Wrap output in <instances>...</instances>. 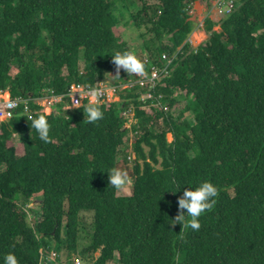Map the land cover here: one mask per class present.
Segmentation results:
<instances>
[{
    "label": "trees",
    "instance_id": "trees-1",
    "mask_svg": "<svg viewBox=\"0 0 264 264\" xmlns=\"http://www.w3.org/2000/svg\"><path fill=\"white\" fill-rule=\"evenodd\" d=\"M196 1L213 0H0V91L30 100V111L21 106L0 123V261L13 252L19 264H264V0L206 19L209 37L194 48ZM126 25L142 40L145 74V57L159 68L162 54L170 60L150 91L160 105L143 109L135 93L145 92L133 84L98 104L103 118L94 122L87 103L41 112L35 100L72 84L134 77L117 75L111 58L132 52L114 33ZM129 105L136 122L125 129ZM39 115L48 143L31 128ZM129 131L134 158L121 151ZM113 167L132 179L129 196L108 185ZM203 180L218 191L200 229L172 224L182 190L167 191ZM35 201L41 212L31 222Z\"/></svg>",
    "mask_w": 264,
    "mask_h": 264
},
{
    "label": "clouds",
    "instance_id": "clouds-1",
    "mask_svg": "<svg viewBox=\"0 0 264 264\" xmlns=\"http://www.w3.org/2000/svg\"><path fill=\"white\" fill-rule=\"evenodd\" d=\"M117 71L123 69L127 74H135L136 76L145 74L144 63L130 51L115 52L111 55ZM91 99L88 105L85 106L87 120L94 122L103 118V113L99 105L96 103V98L101 94L99 89H89L86 93ZM31 128L35 129L38 137L44 143L49 142L50 124L45 115H39L31 118ZM108 185L117 191H126L132 184L128 174L120 168H109L107 171ZM182 190V196H178V214L172 220V224H180L181 227L189 228L193 231L200 229L201 225L199 218L215 203L217 195V187L209 180H203L194 186L185 188L177 186L175 189L167 191L173 194ZM0 264H19L16 255L13 252H7L3 255Z\"/></svg>",
    "mask_w": 264,
    "mask_h": 264
},
{
    "label": "built area",
    "instance_id": "built-area-1",
    "mask_svg": "<svg viewBox=\"0 0 264 264\" xmlns=\"http://www.w3.org/2000/svg\"><path fill=\"white\" fill-rule=\"evenodd\" d=\"M239 0H213L212 3L214 5V9L221 17L229 16L235 9L238 4ZM161 60L164 62L162 64V67L159 68L154 65H150L147 58L144 59V62L149 64V71L147 74L141 75V76H135L134 80L138 78V80L134 81L131 80L127 83V85L133 86L139 85L143 93V97L141 102L144 105H151L154 103V100H156L153 96V94L150 92L156 85L157 82L160 81V79L168 74V71H166L167 66L170 63V60L168 59L166 54L161 55ZM103 83L98 84V88L101 91V94L96 98L97 104H103V103H111L114 102L118 88L121 87V85H115L111 84L109 90L103 88ZM90 88H87L81 84H72L67 89L64 95L56 96V95H50L47 97L48 99H52V102L56 103L57 105L62 103L63 101H66L69 105V108H78L83 105V103H89V100L91 97L89 95H86L85 93ZM4 94L0 92V123L7 122L12 120L16 114L17 111L23 106L24 111L28 112L30 111V100L23 97L18 98H10L8 100H5L2 96ZM160 99V97H158ZM41 100V99H37ZM62 101V102H60ZM146 101H149V103H146ZM36 102V100H35ZM150 106L148 107V110L151 109ZM165 110V109H164ZM44 112V111H43ZM121 115L125 118V123L133 121V113L132 110H126L121 113ZM126 126V125H125ZM56 257V253L52 252L51 256L49 257V262H54V258ZM74 264H82L81 260L79 258H76L74 260Z\"/></svg>",
    "mask_w": 264,
    "mask_h": 264
},
{
    "label": "rangeland",
    "instance_id": "rangeland-1",
    "mask_svg": "<svg viewBox=\"0 0 264 264\" xmlns=\"http://www.w3.org/2000/svg\"><path fill=\"white\" fill-rule=\"evenodd\" d=\"M240 1V0H239ZM207 8V15L205 16V20L206 19H210L212 22H217V21H219L220 19H222V18H226V17H221V16H219L218 15V13L216 12V10L214 9V5H213V3H211L210 4V6L209 7H206ZM129 9H132V8H129ZM132 11V10H131ZM128 13H127V11H125V18L128 16L127 15ZM128 18V17H127ZM204 19L198 24V28H200V29H202V28H207L206 27V25H205V21H204ZM204 25H205V27H204ZM133 26L132 25H130V27H127V25L126 26H118L117 28H115V30H114V33L117 35V36H119L122 40H124L125 42H127L128 44H129V46L131 47V51H132V53H134L136 56H137V58L138 59H143V57H144V55H142L143 53H142V40L137 36V32H136V30L135 29H133L132 28ZM207 30V29H206ZM213 30H219V26L218 25H216L215 24V26L213 27ZM207 32V34H206V36H207V39H208V37H209V33H208V31H206ZM205 40V39H204ZM204 42V41H203ZM202 43V42H201ZM200 43V44H201ZM199 44V45H200ZM199 45H197V46H194V48H196V47H198ZM145 58H147V57H145ZM144 58V59H145ZM143 61V60H142ZM132 75H134V77L133 78H135V74H132ZM115 75H114V73L113 72H111V73H109L107 76H106V78L104 79V80H102L101 82H99L100 84L101 83H103L102 85H103V88L104 89H107V90H109V88H110V86H111V84H114V82H116V80L114 79L115 77H114ZM139 76H141V75H139ZM138 77V76H137ZM133 78H126V79H124V80H121L120 79V82L118 83V85L120 84L121 85V87L120 88H118V91H117V95L116 96H118L119 97V94H124L125 95V91L126 90H131L133 87L131 86L130 87V85H127V83L129 82V81H131V79H133ZM136 80H138V78L137 79H135L134 81H136ZM124 82V83H123ZM98 83V84H99ZM81 85H83V84H81ZM84 86V85H83ZM0 92H2L4 95L2 96L5 100H8V99H10V97H11V95H10V92L9 91H7V92H3V91H0ZM137 96H138V98H137V100H138V102L140 103L141 102V100H142V97L144 96L140 91H137L136 93H135ZM179 96H180V94H179ZM182 98V97H181ZM118 98H116L115 100H113V101H116ZM180 99V98H179ZM60 102H62V101H60ZM36 103L37 104H39L40 105V107L42 108V110H41V112H43V113H45V114H47V115H50L52 112H55L56 110H57V104L56 103H54V102H52V99H48V98H42L41 100H36ZM60 105H62V108H63V111H68V110H71V109H75V108H69V105H68V103L66 102V101H63L62 103H60ZM142 108L143 109H145V110H148V108H146L145 107V105L144 104H142ZM132 109H134V106L133 105H129V110H132ZM164 109L166 110L167 109V107L165 106L164 107ZM149 111V110H148ZM172 114H178V113H172ZM134 119V118H133ZM186 119L189 121V122H193V117H192V115H191V113H187L186 114ZM135 122H136V120L134 119L133 121H131V123L130 122H127V123H125L124 124V128L126 129H129L130 128V126H131V124L133 123V124H135ZM126 125V126H125ZM15 139V144H16V147L18 148V151H19V153H21V150L19 149L20 147H19V145H21L20 143H19V139H18V137H15L14 138ZM167 140H168V142H171L172 141V136H171V134H167ZM125 141H126V147L124 148V147H122V150L121 151H123L124 150V152L129 156V157H133L134 158V154H133V151H132V145H130V142L132 141V133L129 131L128 132V135H126L125 136ZM132 180V179H131ZM132 184H133V182H132ZM132 184L127 188V190L126 191H117V196H129L130 194H131V190H132ZM38 201V200H37ZM37 201H35L32 205H29V207H32ZM37 204V205H36ZM35 205H36V212L35 211H33V212H30L29 213V220L31 221V222H35L36 220H38L39 219V212H41V208H40V206L38 205V203H36ZM35 207V206H34ZM33 207V208H34ZM38 211V212H37ZM90 218H91V215L90 214H84V219H85V221H86V225H88V222H89V220H90ZM51 256V255H50ZM78 258V257H77ZM55 259H56V257L54 258V262H52V263H55ZM76 259V258H75ZM51 263V262H50ZM60 263L61 264H67V262L65 261V258L64 257H61L60 258ZM73 264H74V262H73ZM107 264H112V262H110V263H107Z\"/></svg>",
    "mask_w": 264,
    "mask_h": 264
},
{
    "label": "crops",
    "instance_id": "crops-1",
    "mask_svg": "<svg viewBox=\"0 0 264 264\" xmlns=\"http://www.w3.org/2000/svg\"><path fill=\"white\" fill-rule=\"evenodd\" d=\"M207 15V8L204 4L196 1L191 5V15L190 21L194 23L193 31L188 38V42L194 47L199 45L203 41L207 40V30L206 28H198V24L205 18ZM205 21V19H204ZM205 27V25H204ZM205 39V40H204Z\"/></svg>",
    "mask_w": 264,
    "mask_h": 264
},
{
    "label": "bare ground",
    "instance_id": "bare-ground-1",
    "mask_svg": "<svg viewBox=\"0 0 264 264\" xmlns=\"http://www.w3.org/2000/svg\"><path fill=\"white\" fill-rule=\"evenodd\" d=\"M166 71H168V69L166 68ZM98 88V87H97ZM116 98H117V96H116ZM115 98V99H116ZM12 99H14V98H12ZM116 101H118V99L116 100ZM157 105H160L158 102H155V103H153V104H151V106H157Z\"/></svg>",
    "mask_w": 264,
    "mask_h": 264
}]
</instances>
